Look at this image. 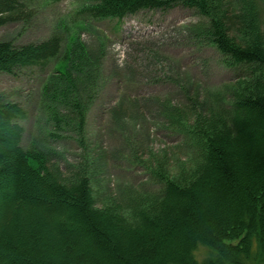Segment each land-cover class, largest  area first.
<instances>
[{
	"label": "trees",
	"instance_id": "trees-1",
	"mask_svg": "<svg viewBox=\"0 0 264 264\" xmlns=\"http://www.w3.org/2000/svg\"><path fill=\"white\" fill-rule=\"evenodd\" d=\"M94 2L86 8L94 18L122 19L178 4L195 10L207 23L190 31L208 39L227 65L247 67L250 81L227 101L222 127H205L202 115L194 124L201 147L192 170L172 176L163 164L155 167L153 174L165 183L160 195H149V203L129 201V212L97 207L89 168L64 179L41 150L22 148L26 111L0 95V264H264V0ZM30 15L24 0H0V27ZM234 28L243 31V43L233 37ZM60 50L58 36L21 46L1 40L0 74L45 68ZM66 60L58 71L63 89L56 92L49 83L45 91L57 101L68 99L67 90L73 93L76 113L52 108L51 119L58 131L71 125L88 150L75 94L88 89L83 79L94 87L83 67L92 56L74 43ZM132 211L130 218L124 215Z\"/></svg>",
	"mask_w": 264,
	"mask_h": 264
},
{
	"label": "rangeland",
	"instance_id": "rangeland-1",
	"mask_svg": "<svg viewBox=\"0 0 264 264\" xmlns=\"http://www.w3.org/2000/svg\"><path fill=\"white\" fill-rule=\"evenodd\" d=\"M24 2L30 18L1 26L0 41L21 46L58 36L61 50L45 68L0 74V95L26 111L20 121L22 148L41 150L64 179L70 178L69 171L92 169L87 173H93L99 208L129 212L134 199L149 203V195H160L165 184L153 174L160 164L172 176L191 171L201 147L194 124L202 115L205 127H222V111L234 101L231 95L250 81L247 67L235 70L227 65L208 39L190 31L192 25L207 21L180 4L144 10L120 22L92 17L86 8L94 0ZM241 32L232 33L243 43ZM74 43L85 45L93 62L83 67L94 87L83 79L88 89L80 97L75 94L82 104L88 150L79 144L71 125L61 124L58 131L51 119L52 108L74 116V94L67 90L68 99L57 101L45 91L49 83L56 92L63 89L58 71L65 70ZM241 75L245 78L239 87H232ZM123 100L122 109L116 108ZM4 133L2 129L0 135ZM130 214L133 211L124 215Z\"/></svg>",
	"mask_w": 264,
	"mask_h": 264
}]
</instances>
